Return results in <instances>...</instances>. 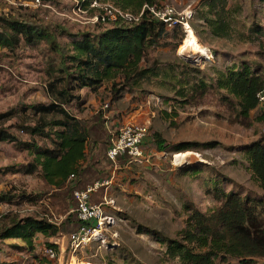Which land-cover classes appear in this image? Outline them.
Listing matches in <instances>:
<instances>
[{
    "label": "rangeland",
    "instance_id": "rangeland-1",
    "mask_svg": "<svg viewBox=\"0 0 264 264\" xmlns=\"http://www.w3.org/2000/svg\"><path fill=\"white\" fill-rule=\"evenodd\" d=\"M205 2L207 0H168L164 4L173 7L178 14H191L188 26L202 46V54H194L192 49L181 52L188 33L179 25L181 30L183 27L182 45L176 51L165 48L152 52L151 60H158L166 68L169 64H179L181 59L197 68L208 82L209 78H217V71L224 72L240 62L249 66L256 62L261 66L258 72L261 69L264 72V0H229L228 7L235 21L228 39L214 37L209 25L200 19L206 10ZM50 6L2 4L0 16L5 14V9L49 29L57 43L67 50L69 39L67 35H61L62 31L77 34L99 29L90 13L75 11V0H54ZM60 62V54L47 40L40 41L34 48H21L16 55L0 48V113L19 105L46 101L44 88L49 82V70L59 67ZM84 99L85 107L74 108L73 112L78 115L86 111L83 120L92 126V134L100 142L98 153H102L99 172L89 175V184L113 181L108 191L100 189L92 201L102 202L108 192V199L115 201V208L108 212L119 221L107 234L106 245L94 242L76 254L70 249L69 242V235L75 230L68 228L52 264H179L167 255L166 245L157 240L179 238V232L186 226L189 209L210 214L221 205L215 197V181L219 184L217 188L227 193L236 192L253 198L263 196L264 191L254 179L245 153L264 134V126L258 119L260 110L249 117L241 116L236 101L216 90L209 91L205 98L197 99L194 104H188V99L157 84H145L142 90L124 94L116 102L112 101L108 84H105L98 93H85ZM105 105L109 108L103 111ZM110 116L119 122L118 126L111 127L115 135L126 124L147 126L143 164L128 165L119 160L117 170H114L106 153L113 138L105 126ZM155 133L174 148L186 147L189 151L158 152ZM180 155L186 156L177 158ZM25 157L27 153H19L13 145L0 142V169L18 165ZM14 187L42 193L44 197L36 205L24 204L12 210L2 206L0 230L16 212L23 217L37 211L38 215H49L54 219L60 215L63 209L60 202L64 199L74 211L67 216L76 214L73 194L54 190L36 177L0 175V192ZM113 232L118 234L117 238L112 237ZM8 251L10 256L14 252ZM7 252L0 254V259L5 258ZM6 264L35 263L28 254L14 252L10 263ZM218 264L240 263L229 260ZM259 264H264V260Z\"/></svg>",
    "mask_w": 264,
    "mask_h": 264
},
{
    "label": "trees",
    "instance_id": "trees-1",
    "mask_svg": "<svg viewBox=\"0 0 264 264\" xmlns=\"http://www.w3.org/2000/svg\"><path fill=\"white\" fill-rule=\"evenodd\" d=\"M41 1L45 5L54 3V0ZM77 1L92 16L102 13L103 6L140 15L146 6H161L168 2ZM94 3L99 7L91 8ZM205 3L206 10L200 19L209 25L214 37L228 39L235 21L228 7L229 0H207ZM96 25L99 29L93 32L72 34L62 31L61 35H67L69 39L67 50L57 43L49 29L12 13L0 16V48L16 55L21 48H34L40 41L47 40L61 56L59 67L49 70V82L44 88L46 101L19 105L0 113L3 123L0 124V142L13 145L19 153H27L22 163L1 169L3 174L36 177L68 195L90 185L89 175L99 172L102 162V153H98L100 142L92 134V126L81 120L73 109L85 107L83 90L98 93L105 84H108L114 102L124 94L142 90L145 84L168 88L177 96L188 99V104L205 98L211 90L225 92L236 101L239 115L249 117L260 110L258 119L264 126V101L259 98V95L264 97V72L263 69L258 72L260 64L253 62L249 66L240 62L224 72L217 71V78H209L208 82L197 68L181 59L179 64H169L166 68L158 60H151L152 52L165 48L176 51L182 45L183 27L182 30L178 28L181 25L171 31L147 11L137 23L119 21ZM10 122V126L5 125ZM154 141L161 153L189 151L186 147L174 148L167 144L159 133L154 134ZM245 153L250 171L264 191V134ZM218 185L215 181V197L221 202L216 210L207 214L189 209L186 226L179 232V238L157 241L166 245L167 255L179 264H218L229 260L259 264L264 260V194L261 198L244 197L240 193L219 190ZM43 197L42 193L14 187L0 192V206L36 205ZM10 217L0 230V241L19 242L11 247L30 253L37 264H52L37 253V234L49 238L45 248H54L58 252L54 239L68 234V228L76 230L80 226L76 214L68 216L61 224L50 222L46 217H22L17 212Z\"/></svg>",
    "mask_w": 264,
    "mask_h": 264
},
{
    "label": "built area",
    "instance_id": "built-area-1",
    "mask_svg": "<svg viewBox=\"0 0 264 264\" xmlns=\"http://www.w3.org/2000/svg\"><path fill=\"white\" fill-rule=\"evenodd\" d=\"M76 1L75 11L83 14H88V10H83L81 4ZM2 4H11L19 7L33 6L36 8H50L49 5L43 4L41 0L34 2H26L23 0H0ZM99 7L97 3L91 5V8ZM102 13L92 16L95 24H111L119 21L127 23H137L141 19L145 11L149 12L154 18L167 25V28H172L181 25L185 28L189 25L191 14H178L175 9L169 5L161 6H146L140 15H133L131 13L121 12L110 6L101 7ZM7 14V10H3ZM1 15V13H0ZM260 101H264L263 95H259ZM109 108L105 105L102 110L106 111ZM147 126L139 123H131L122 126L119 132L111 139V144L107 150L108 160L116 165L119 160L127 161L128 165L143 164L145 160L144 144L147 139ZM113 184L112 180L98 181L94 184L88 185L83 189H75L73 197L76 203L75 213L80 226L69 235L70 249L74 254L79 250L84 249L91 243H101L106 245L107 234L110 233L118 224L116 216L109 212L111 208H115V201L108 199V192L105 193L102 202L93 203V196L99 192L100 189L109 187ZM109 211V212H108ZM112 233L113 238H117L118 234ZM43 256L50 261L57 259L58 253L54 248H44Z\"/></svg>",
    "mask_w": 264,
    "mask_h": 264
},
{
    "label": "crops",
    "instance_id": "crops-1",
    "mask_svg": "<svg viewBox=\"0 0 264 264\" xmlns=\"http://www.w3.org/2000/svg\"><path fill=\"white\" fill-rule=\"evenodd\" d=\"M85 93H90V94H93L91 91H89V90H83L82 91V95H83V97L85 98ZM96 95V94H95ZM87 107H88V105H87ZM86 111H84V113L82 114V113H79L77 116L81 119V120H83V118H85L86 117ZM82 115V116H81ZM109 121L110 120H113V123L112 122H110L109 123V121L108 122H106L105 123V126H106V128H107V131H109L110 133H112L111 132V127H113L112 125H114V126H118V121L117 120H114V118L112 117V116H110V118L108 119ZM113 134V133H112ZM8 144V143H7ZM107 153V152H106ZM115 166V169L114 170H117V166H118V163L116 164V165H114ZM1 170V169H0ZM0 175L2 176V175H5L6 176V174H3L1 171H0ZM7 175H9V174H7ZM17 175H20V174H17ZM32 177V176H31ZM95 196V195H94ZM93 196V197H94ZM67 200V199H66ZM63 203V209H62V211L60 212V215L59 216H55V218L53 219V217L52 216H49V215H38L39 213L36 211V212H34L33 214H31V215H34V216H38V217H41V218H44V217H46V218H48L49 219V221L50 222H53V223H56V224H61L68 216L67 215H70V214H72L74 211L72 210V206L70 205V203H68L67 201L65 202V199L63 200V202H60V205ZM24 204H28V203H22L21 205H24ZM20 205V206H21ZM1 207H2V205L0 206V209H1ZM7 209H10V210H12L13 208H15V207H10V206H5ZM19 207V206H18ZM25 216H29V215H25ZM25 216H23V217H25ZM65 236H66V234L65 235H61V236H59V237H57V238H55L54 239V243L56 244V245H59V243H61V242H63L64 241V238H65ZM50 240H49V238H47L45 235H43V234H41V233H39V234H37V253L42 257V258H45L44 256H43V254H42V251H43V249L45 248V244L47 243V242H49ZM16 243H19V242H15V241H13V240H8V241H3V242H1L0 241V254H3L4 252H7L9 249H11V250H13L14 252H16L17 254H22V255H26V254H28L29 256H31V258H32V260H33V262L35 263V264H37L36 262H35V260L33 259V257H32V255H30V253H28V252H19V251H16V250H14L12 247H11V245H13V244H16ZM8 248V249H7ZM14 252L11 254V256H13L14 255ZM8 254H7V256L5 257V258H1L0 259V264H6V263H10V259H11V256L9 255L10 254V251H8L7 252ZM46 259V258H45Z\"/></svg>",
    "mask_w": 264,
    "mask_h": 264
},
{
    "label": "bare ground",
    "instance_id": "bare-ground-1",
    "mask_svg": "<svg viewBox=\"0 0 264 264\" xmlns=\"http://www.w3.org/2000/svg\"><path fill=\"white\" fill-rule=\"evenodd\" d=\"M186 31L188 33L187 39L185 41V45L182 46L181 52H186L189 50H193L194 54H202V46L198 43L197 39L194 37V34L189 26L186 27ZM206 55V54H205ZM186 155H180L177 158L185 157Z\"/></svg>",
    "mask_w": 264,
    "mask_h": 264
}]
</instances>
